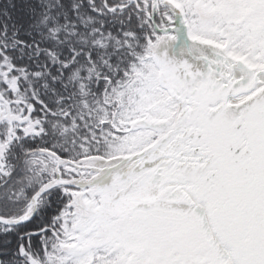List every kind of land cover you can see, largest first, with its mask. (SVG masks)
Returning <instances> with one entry per match:
<instances>
[{"label":"snow or ice","instance_id":"snow-or-ice-1","mask_svg":"<svg viewBox=\"0 0 264 264\" xmlns=\"http://www.w3.org/2000/svg\"><path fill=\"white\" fill-rule=\"evenodd\" d=\"M0 264H264V0L0 3Z\"/></svg>","mask_w":264,"mask_h":264},{"label":"trees","instance_id":"trees-1","mask_svg":"<svg viewBox=\"0 0 264 264\" xmlns=\"http://www.w3.org/2000/svg\"><path fill=\"white\" fill-rule=\"evenodd\" d=\"M4 2V0H0V3H3ZM14 2H18V0H14Z\"/></svg>","mask_w":264,"mask_h":264}]
</instances>
